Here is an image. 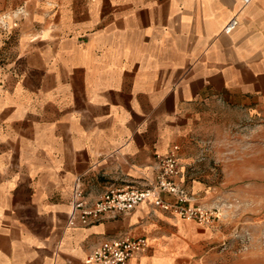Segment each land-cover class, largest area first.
<instances>
[{
  "label": "crops",
  "instance_id": "obj_1",
  "mask_svg": "<svg viewBox=\"0 0 264 264\" xmlns=\"http://www.w3.org/2000/svg\"><path fill=\"white\" fill-rule=\"evenodd\" d=\"M217 100L264 108V0H0V264H88L127 233L147 238L133 264L194 263L213 226L152 199L89 224L68 214L77 178L89 202L152 183L174 144L177 181L201 195L182 141Z\"/></svg>",
  "mask_w": 264,
  "mask_h": 264
},
{
  "label": "rangeland",
  "instance_id": "obj_2",
  "mask_svg": "<svg viewBox=\"0 0 264 264\" xmlns=\"http://www.w3.org/2000/svg\"><path fill=\"white\" fill-rule=\"evenodd\" d=\"M182 157L185 175L205 184L192 203L213 216L211 241L192 264H264V108L206 103Z\"/></svg>",
  "mask_w": 264,
  "mask_h": 264
},
{
  "label": "built area",
  "instance_id": "obj_3",
  "mask_svg": "<svg viewBox=\"0 0 264 264\" xmlns=\"http://www.w3.org/2000/svg\"><path fill=\"white\" fill-rule=\"evenodd\" d=\"M243 1L250 2V0ZM237 24L238 20L234 17L225 25L224 30L230 32ZM179 149V145L174 144L165 154L158 156L159 171L154 182L142 186L112 185L93 202H89L82 180L77 178L72 189L68 224L71 226L89 224L100 220L106 214L129 212L148 199H152L155 206L183 218L211 223L212 212L199 204H193L192 197L177 181L182 172ZM162 192L173 194L176 201L165 200ZM146 245L147 238L144 235L127 233L120 237L107 238L92 249L86 262L88 264H133L135 254Z\"/></svg>",
  "mask_w": 264,
  "mask_h": 264
}]
</instances>
